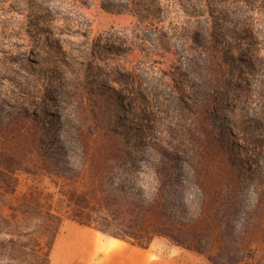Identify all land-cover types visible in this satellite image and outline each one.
Masks as SVG:
<instances>
[{
  "label": "rangeland",
  "instance_id": "1",
  "mask_svg": "<svg viewBox=\"0 0 264 264\" xmlns=\"http://www.w3.org/2000/svg\"><path fill=\"white\" fill-rule=\"evenodd\" d=\"M201 3L207 0H0V149L17 153L27 167L18 173L16 192L8 195L14 204L29 200L62 218L51 264H119L116 253L104 262L108 249L93 244L104 246L110 236L76 221L70 197L71 191L82 193L99 205L97 183L106 173L98 162L114 139L134 153L178 152L191 163L204 154L199 165L215 173L224 172L226 160L232 159L257 178L244 189L252 205L257 180L264 181V152L254 157L241 147L245 120L257 119L264 132V68L245 82L254 92L260 89L263 98L248 99L232 85L228 107L205 114L206 131L197 137L200 117L185 109L177 87L187 85L188 96L198 95L202 87L209 90L205 48L194 43L187 28L200 25L203 34L201 29L214 21ZM187 4L189 13L190 5L199 7L193 18L186 16ZM230 9L236 17H260L244 4ZM263 20L253 26L264 47ZM104 88L117 96H103ZM32 112L36 119L29 116ZM144 115L153 127L151 135L144 132ZM235 126H243V132ZM212 133L228 154L211 148L206 139ZM139 166L138 173L149 169L142 161ZM259 217L247 236L252 255L240 264H255L264 256V208ZM217 236L215 231L205 254L161 235L148 249L126 241L117 247L129 264H213L208 255L217 251Z\"/></svg>",
  "mask_w": 264,
  "mask_h": 264
},
{
  "label": "trees",
  "instance_id": "2",
  "mask_svg": "<svg viewBox=\"0 0 264 264\" xmlns=\"http://www.w3.org/2000/svg\"><path fill=\"white\" fill-rule=\"evenodd\" d=\"M242 4L253 9L252 13L264 17V0H231L229 3L226 0H207L206 5L201 3V6H206L204 12H208V17L214 21L201 29L203 34L199 30L200 25L191 23L187 27L194 43L205 48L203 53L210 63L207 71L210 74L209 90L202 87L198 95L188 96L185 95L187 85L177 87L185 109L201 119L198 118L201 132L195 134L197 137L206 131L203 124L205 114L228 107V90L232 85L248 99L263 98L260 89L254 92L245 84L248 76L264 68V58L260 56L264 47L260 46L259 35L253 26L260 17H236L230 8ZM190 7L191 13L188 4L185 7L186 16L193 18L199 7ZM231 26L237 27V31H231ZM233 42L241 49L234 47ZM181 75L186 77L185 73ZM229 79L233 81L230 83ZM238 83L241 85L237 86ZM105 89L108 88L102 91L103 96H117ZM49 99L54 102L53 98ZM145 104H148L146 100ZM126 111L134 114L132 110ZM29 116L38 117L33 112ZM141 119L148 124L144 132L151 135L150 119L147 115ZM244 124L247 129L244 131L245 145L241 148L246 154L256 157L264 152V132L255 118L245 120ZM234 128L243 132V126ZM206 140L212 149L229 153L217 133L208 134ZM39 143L48 145L42 140ZM56 148L63 149V146L56 145ZM217 150L215 152L219 153ZM202 155L195 163L185 161L178 152L144 155L134 153L130 145L124 146L122 141L114 139L110 141L109 151L102 154L98 162L106 173L97 183L99 205L92 203L85 194L71 191L73 217L80 224L144 249L150 247L155 236L161 235L179 246L205 254L216 231L218 247L214 254L208 255L209 260L213 264H240L252 255L247 247V236L257 228L264 208V181L257 180L256 196L250 205L244 189L247 183L256 182L257 178L254 180L253 175L243 173L232 159L226 160L227 168L222 173L203 168L204 164L199 165L206 160ZM53 160L55 163L59 161ZM141 161L149 169L138 173ZM117 167L122 169L120 175ZM26 170L24 160L17 153L0 149V264H51L53 242L62 218L51 208L42 210L29 200L14 204L9 199L8 194L15 193L19 184L18 173ZM143 180L151 181L152 186L148 183L146 186ZM5 208L12 211L6 212ZM255 264H264V256Z\"/></svg>",
  "mask_w": 264,
  "mask_h": 264
},
{
  "label": "crops",
  "instance_id": "3",
  "mask_svg": "<svg viewBox=\"0 0 264 264\" xmlns=\"http://www.w3.org/2000/svg\"><path fill=\"white\" fill-rule=\"evenodd\" d=\"M82 230L85 231L86 233L90 232V231H87L85 229H82ZM98 232H100V231H98ZM102 234H104V233H102ZM118 242H123V241L120 239H117L115 237L110 236L108 239H105L103 241L104 246H102L98 243H94L93 245L96 249H101V248H105V249L107 248L108 249V254L104 255V257L107 255L104 258L105 259L104 262H107L110 259L111 255L116 253L118 255V258H119V264H129V261L126 259V256H124L122 251L117 247L121 244ZM116 243H117V245H116ZM93 245H92V248H93ZM131 264H138V263H136L135 261H132Z\"/></svg>",
  "mask_w": 264,
  "mask_h": 264
}]
</instances>
